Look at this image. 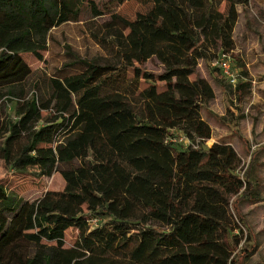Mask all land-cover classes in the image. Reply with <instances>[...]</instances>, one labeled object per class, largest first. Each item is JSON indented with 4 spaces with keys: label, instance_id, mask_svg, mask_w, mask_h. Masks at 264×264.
<instances>
[{
    "label": "trees",
    "instance_id": "1",
    "mask_svg": "<svg viewBox=\"0 0 264 264\" xmlns=\"http://www.w3.org/2000/svg\"><path fill=\"white\" fill-rule=\"evenodd\" d=\"M149 1L133 21L112 14L111 41L95 36L113 59L74 55L83 71L47 77L46 91L26 99L24 55L43 61L51 31L80 21L88 0H0V92L19 100L17 120L0 119V160L46 177L75 162L83 169L62 192L32 201L0 182V264H238L243 230L231 198L251 185L236 174L232 146L204 147L212 128L201 111L215 93L190 76L209 50L235 49L237 6L250 0ZM153 57L161 75L144 69ZM70 228L80 234L68 248Z\"/></svg>",
    "mask_w": 264,
    "mask_h": 264
},
{
    "label": "rangeland",
    "instance_id": "2",
    "mask_svg": "<svg viewBox=\"0 0 264 264\" xmlns=\"http://www.w3.org/2000/svg\"><path fill=\"white\" fill-rule=\"evenodd\" d=\"M87 5L80 21L63 24L51 31L43 61L24 55L33 70L24 87L26 99L36 91H46L43 80L47 77H65L83 71L80 64H73L74 55L88 59H113L95 38L112 40L106 26L112 14L133 21L139 14H147L153 8L149 0H127L117 7H112L110 0H88ZM91 6L103 14L95 16ZM226 9L227 3L223 1L219 10L224 13ZM237 9L239 18L233 33L235 49L230 54L240 86L230 85L217 67L216 62L222 52L215 49L207 52L208 58L198 61L197 73L191 75L190 80L202 77L215 93V98L203 105L201 111L203 119L212 128V137L204 147L210 148L215 143L232 146L241 160L236 174L246 185V182L251 185L246 195L238 194L231 198L233 217L241 222L243 230L234 258L238 264H264V0H250L247 6L238 5ZM144 69L155 75H161L164 70L155 57L147 61ZM132 76L130 73L129 77ZM157 84L160 86L158 92L166 91L163 80L158 79ZM146 86L141 84L136 96ZM6 94V91L0 92V119L15 121L19 100ZM47 114L44 113L45 116ZM2 141L0 135V143ZM77 175H83L79 162L73 166L64 165L51 177H46L37 169H31L28 174L16 173L0 160V182L19 201H32L47 192H62ZM85 211L88 213L86 207ZM108 221L107 217L101 218V225ZM92 223L96 225L97 222ZM79 234L76 228L68 229L65 233L66 247H73Z\"/></svg>",
    "mask_w": 264,
    "mask_h": 264
},
{
    "label": "built area",
    "instance_id": "3",
    "mask_svg": "<svg viewBox=\"0 0 264 264\" xmlns=\"http://www.w3.org/2000/svg\"><path fill=\"white\" fill-rule=\"evenodd\" d=\"M233 58L230 53H221L220 58L217 60L216 65L222 71L224 77L232 86H237L239 84V76L237 72L233 70L232 65ZM174 142H180L184 145H188L189 141L184 137L176 138L173 140ZM93 222H97V220H93Z\"/></svg>",
    "mask_w": 264,
    "mask_h": 264
}]
</instances>
